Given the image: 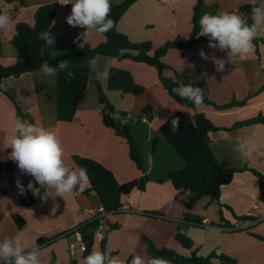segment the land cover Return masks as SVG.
<instances>
[{"label": "crops", "instance_id": "obj_1", "mask_svg": "<svg viewBox=\"0 0 264 264\" xmlns=\"http://www.w3.org/2000/svg\"><path fill=\"white\" fill-rule=\"evenodd\" d=\"M66 2L61 6L60 2ZM122 0H111L118 4ZM73 0H0V9L10 17L7 30H0V65L8 66L17 60V54L9 40L17 22L33 24L35 9L44 4L56 3L57 11L48 30L55 36V44L45 51L50 56H60L70 47L72 41L86 29L67 24ZM196 0H137L117 20L115 29L132 43L149 42L157 48L166 41L186 40L191 29V11ZM207 6L215 7L218 13L235 10L249 0H204ZM264 7V0H256ZM53 21L55 24L53 25ZM80 43L83 51L94 48L102 36L94 30ZM214 53L218 58L227 59L226 53L213 50L208 43H197L186 49H169L161 61L170 69L164 76L173 79L177 88L193 84L203 90V100L222 105L230 101H243L241 106L216 110L202 103L186 108L190 114L201 113L219 130L208 132L209 148L224 169L248 168L264 176V125L251 124L234 129L235 122L245 121L258 115L264 116V45L258 44L247 60L237 59L225 64L223 72H217L211 60H204L199 52ZM100 67L127 71L133 81L144 88L139 96L122 94L107 88L106 80L94 78L93 65L85 89L70 122L56 120L55 82L56 76H45L40 67L23 73L17 78L8 77L0 84L1 91L10 96L32 123L54 131L64 149L65 163L77 170L72 156L95 160L108 169L119 183L138 178L139 171L129 160L123 139L102 124V105L99 94L113 107L115 112L129 114L136 118L146 105L152 107L150 115H143L131 125L129 134L143 160L144 175L150 179L142 191L133 190L121 198V207L116 213L101 214L99 225L103 228L104 253H115L125 264H130L139 255L147 264L150 260L147 246L141 237L147 238L156 248H170L182 255L195 250L196 255L205 257L216 251L234 259V264H264V205L258 198L257 177L249 171L237 172L231 181L220 188L218 200L202 196L192 205L190 212L201 221V226L190 225L187 235L192 241L190 249L182 248L175 241L174 229L182 219V200L188 192L173 189L167 176L184 166L183 159L160 133L165 118L182 108L172 100L157 80L154 68L127 59L95 56ZM192 65L193 67H190ZM0 92V163L7 168L0 170V240L19 236L27 247L38 245L41 249V264H82L80 236L74 228L91 219L101 206L98 197L91 193L62 199L55 196V190L47 189L49 197L31 206L23 207L13 190L16 178L22 182L28 175L21 176L17 165L7 159L11 149L7 141L13 135L14 108L12 102ZM254 140L250 155L237 151L238 145L246 139ZM162 178V183L153 180ZM88 186V185H87ZM86 186V187H87ZM219 204L231 209L219 213ZM155 213V215H147ZM18 215L24 221L17 228L12 217ZM248 219L240 220L239 218ZM222 218V219H221ZM229 223L232 230L225 228ZM113 228H112V227ZM111 227V228H110ZM100 241V240H99ZM99 241H93V250H99ZM91 251V252H92ZM100 251V250H99ZM4 262L0 260V264Z\"/></svg>", "mask_w": 264, "mask_h": 264}, {"label": "trees", "instance_id": "obj_2", "mask_svg": "<svg viewBox=\"0 0 264 264\" xmlns=\"http://www.w3.org/2000/svg\"><path fill=\"white\" fill-rule=\"evenodd\" d=\"M1 1L9 3L11 0ZM135 1L137 0H122L118 4L111 3L110 18L114 21V27L109 32L100 34L102 36V41L94 48L83 51L76 43H73V40L68 50L60 56H50L45 51V42L38 39L39 33L48 30L58 5L56 3H49L38 6L33 14L32 25L24 22H17L14 25V31L9 43L17 54V60L8 66L0 65V84L5 78H17L23 73L35 71L45 62L50 66H55L61 60H70L68 69L63 72H58L55 82L56 120L70 122L74 117L77 105L90 74V61L95 56L111 57L117 60L127 59L154 68L161 87L165 90L167 95L182 108L174 112L167 119L166 123L163 122L160 125L159 131L184 161V166L170 172L167 179L173 189L188 192V196L182 200L185 211L182 219L176 223L173 237L182 248L190 249L192 247V241L187 235V229L190 225H202L200 219L190 212L193 203L198 198L206 196L212 200H218L220 188L228 184L235 173L249 171L257 177L258 198L264 205V176L253 169H224L217 164L209 148L207 134L210 131L219 129L215 128L203 114H190L186 108H191L192 103H189L186 99H182L176 91V82L163 74L166 69L170 68L161 61V58L169 49H186L197 43H208V37L198 36L200 32L199 20L206 13L211 15L218 14L215 7L207 6L204 0H196L191 11V29L187 39L183 41L179 39L166 41L157 48H152L149 42L132 43L125 35L117 32L115 29L117 20ZM256 6H258V3H256ZM251 8L252 5L250 3H245L238 6L235 10L226 12L240 14L251 24ZM0 12L3 11L0 9ZM253 43L255 48L258 44L264 45V37L255 39ZM69 71L73 73L70 82L67 76ZM108 72L109 76L106 80V84L109 90L118 91L122 94H131L133 96H139L143 93L144 88L137 85L127 71L110 68ZM0 92H2L1 88ZM2 93L12 102L14 116L32 123L31 117L27 113H23L10 96L4 92ZM98 100L102 105V124L110 129L115 136L123 139L127 147L128 158L139 171L140 176L127 182L119 183L108 169L93 159L82 156H72V162L77 169L81 167L86 168L90 179V183L81 194H95L99 199L100 205L104 209V213H116L121 207L122 197L129 195L133 190L142 191L145 184L150 181V179L144 175L143 160L137 145L129 134V130L131 125L136 123L141 116L150 115L153 110L150 105H146L140 110L136 118L121 123L120 119L123 118L126 113L115 112L113 107L100 94ZM203 103L211 105L216 110H225L233 106H241L245 103V100L239 102L230 101L222 105L213 104L208 100H203ZM173 116L179 117L180 119V126L177 132L172 131L170 122ZM251 124L264 125V116L258 115L245 121L235 122L230 128H225V130ZM8 166L9 163L4 166L0 163V170ZM31 179V176H27L23 184L26 186ZM153 181L162 183L163 179L159 178ZM13 193L23 207L31 206L40 200L39 197L33 196L30 191H27L24 195H20L17 187L13 190ZM222 210L228 211L233 218H236L232 214L230 208L219 204V213H221ZM147 215H155V213H148ZM100 219L101 217L91 218L74 228V232L80 236V243L84 245L82 260L92 251V238L99 225ZM239 219L245 220L248 218L242 217ZM12 220L17 228H21L24 224L23 219L18 215L12 217ZM224 227L232 230V226L229 225V223H226ZM141 240L147 246L149 259L162 257L169 261L170 264H234L233 258L216 251L209 253L205 257L197 256L195 250H191L189 255H182L170 248H156L145 237H141ZM40 243L41 241L37 244L40 245ZM104 243L105 240L104 237H102L99 241V250L102 252H104ZM109 254L115 255V253ZM53 263L54 258L51 257L48 264ZM70 264H74V262L70 261Z\"/></svg>", "mask_w": 264, "mask_h": 264}, {"label": "clouds", "instance_id": "obj_3", "mask_svg": "<svg viewBox=\"0 0 264 264\" xmlns=\"http://www.w3.org/2000/svg\"><path fill=\"white\" fill-rule=\"evenodd\" d=\"M249 3L252 5L251 24L235 12H220L215 15L206 13L199 20L198 36L208 37L209 48L226 53L227 59L218 58L214 53H206L203 50L199 52L202 59L212 61L217 72H223L226 63H234L237 59L247 60L254 51L253 41L264 37V7L256 6V0H249ZM69 4H71V13L66 17L67 24L86 29L73 41L79 48L84 47V43H80V40L83 38L85 42V38L91 34L90 30L104 34L114 27V21L110 18L111 0H73ZM9 24V15L0 12V30H7ZM38 39L44 41L49 48L55 44V36L50 30L39 33ZM69 63L70 60H61L55 66H50L45 62L40 70L45 76L55 77L58 72L68 69ZM90 63L93 65L94 78L97 81L103 82L108 78L109 72L100 67L97 59H92ZM67 76L70 82L73 73L69 71ZM178 95L195 105L203 103L202 88L193 84L182 85ZM164 122H167V118ZM170 123L172 131L177 132L180 126L179 117L173 116ZM12 133L5 147L11 149L7 159L17 165L21 176L32 177L26 186L20 177L16 178L20 195L30 191L33 196L46 201L49 197L47 189L52 188L55 190V196L65 199L66 196H79L90 183L86 168L81 167L77 171L65 163L64 149L54 131L15 117ZM254 146V140L249 138L238 145L237 151L243 155H250ZM40 252L38 245L27 248L19 236L0 240V260L4 264H41ZM82 264H125V262L119 256L93 250L83 258ZM130 264H145V261L137 255L132 258ZM147 264H170V262L162 257H154L148 260Z\"/></svg>", "mask_w": 264, "mask_h": 264}, {"label": "built area", "instance_id": "obj_4", "mask_svg": "<svg viewBox=\"0 0 264 264\" xmlns=\"http://www.w3.org/2000/svg\"><path fill=\"white\" fill-rule=\"evenodd\" d=\"M60 3H65L66 4V2H64V1H62ZM60 5L61 6H66V5H62V4H60ZM133 119L134 118H132L129 114H126L123 118L120 119V122L124 123L127 120H133ZM101 214H104V209L102 208V206H99L96 209V214H94L92 218H99ZM102 236H103V228H102L101 225H98L96 231L94 232L92 240L93 241H99V240L102 239ZM79 249H80V251L83 252L84 251V245L80 244Z\"/></svg>", "mask_w": 264, "mask_h": 264}]
</instances>
